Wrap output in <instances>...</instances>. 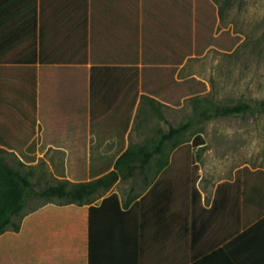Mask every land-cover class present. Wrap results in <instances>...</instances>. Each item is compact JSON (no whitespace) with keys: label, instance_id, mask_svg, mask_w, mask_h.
Masks as SVG:
<instances>
[{"label":"crops","instance_id":"obj_1","mask_svg":"<svg viewBox=\"0 0 264 264\" xmlns=\"http://www.w3.org/2000/svg\"><path fill=\"white\" fill-rule=\"evenodd\" d=\"M188 1L0 0V149L7 161L34 171L36 187L117 176L81 205L30 199L19 230L0 234V264L245 260L246 240L235 239L241 232L232 206L235 174L264 166L238 168L232 180L216 183L207 202L199 162L180 152L165 166L154 154L116 167L128 148L169 130L163 108L181 106L180 93L173 97L169 89L186 79L180 72L196 55L186 56L165 85L154 65L142 62L181 55ZM42 160L53 173L48 180L37 166ZM251 232L262 237L264 222ZM15 247L23 251L14 254Z\"/></svg>","mask_w":264,"mask_h":264},{"label":"rangeland","instance_id":"obj_2","mask_svg":"<svg viewBox=\"0 0 264 264\" xmlns=\"http://www.w3.org/2000/svg\"><path fill=\"white\" fill-rule=\"evenodd\" d=\"M213 1L220 9L217 32L230 29L233 34L240 35L241 40L231 51L212 47L205 54L189 59L180 77L203 81L205 91L188 96L180 107L163 108L167 123L179 126L193 119L203 107L238 102L249 103L252 107L245 114L202 121L194 118L183 137L189 142L195 138L203 142L191 153L192 162H199L196 169L200 166V186L207 192L206 202L211 199L216 183L232 180L234 172L246 163L253 167L264 166V111L260 108L264 99V0ZM195 99L200 100V104H196ZM159 118L156 115L157 123L167 128L168 124ZM37 166L41 176L47 180L52 177L45 161H40ZM45 185L42 182L38 187ZM35 203L31 201V205ZM24 242L23 246L28 245L27 240ZM20 250L23 251L15 247L14 254L18 255Z\"/></svg>","mask_w":264,"mask_h":264},{"label":"trees","instance_id":"obj_3","mask_svg":"<svg viewBox=\"0 0 264 264\" xmlns=\"http://www.w3.org/2000/svg\"><path fill=\"white\" fill-rule=\"evenodd\" d=\"M220 12V9H218ZM217 6L213 0H189L188 1V34L187 45L182 50L180 56L172 58L156 57L155 59L143 58L144 65H154L152 72L163 85L166 80L173 78L177 66L182 64L184 58L190 55L201 56L206 49L214 47L223 51H231L240 42L241 36L233 34L230 29H223L217 32L218 15ZM170 65L172 67H163ZM189 83V86H188ZM169 91L174 97L175 93H180L176 105H179V99L183 96L198 95L205 91L203 81L194 77L186 78L183 81L173 83ZM165 87V86H164ZM187 87H190L188 90ZM167 89V88H165ZM162 88L155 92L159 94ZM200 104V100H194ZM260 108L264 111V99L260 102ZM249 103L238 102L232 105L213 107H203L201 111L196 112L194 118L197 120H208L215 117L245 114L251 111ZM159 109L156 108V111ZM194 118L179 126L171 125L168 131H160L159 134L148 143L139 146L137 149L128 148L116 161V167L119 168L129 160L147 159L154 154H159L163 161L161 166L168 163L170 154L173 152H184L183 158L192 161V148L203 144L196 140L189 142L184 140L185 133L193 124ZM170 144L169 149L165 145ZM184 143H187L183 145ZM180 145L181 148L176 149ZM6 151L0 149V234L7 230L17 231L20 228V218L30 199L37 198L42 201L59 200L65 203L83 204L89 201L91 197L97 194L100 189L109 188L116 179V172L112 171L106 176L89 182L72 183L69 181H57L49 183L43 188L36 187L32 181L34 171L24 170L20 163H10L6 159ZM27 158L28 156L24 155ZM197 160V159H196ZM21 165H23L21 163ZM235 187L233 200V210L239 214L241 232L235 237L236 240H246V247L242 248L246 258L237 259L236 264H264V234L257 238L251 230L256 225L264 222V170L258 169L252 171L248 167L238 169L235 174ZM223 187V186H220ZM116 198L111 196L107 200ZM93 216V208L91 210ZM258 222H254V221ZM251 223H255L254 226ZM91 228V227H90ZM257 238V239H256ZM257 244L254 245L255 240ZM259 239H261L259 241ZM220 264H232L230 261H220Z\"/></svg>","mask_w":264,"mask_h":264}]
</instances>
